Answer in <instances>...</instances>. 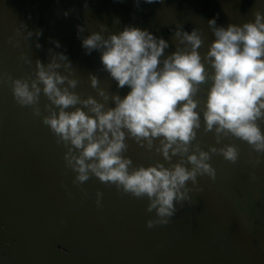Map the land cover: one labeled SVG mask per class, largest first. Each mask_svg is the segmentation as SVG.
<instances>
[{"label": "water", "instance_id": "water-1", "mask_svg": "<svg viewBox=\"0 0 264 264\" xmlns=\"http://www.w3.org/2000/svg\"><path fill=\"white\" fill-rule=\"evenodd\" d=\"M253 8L264 12V0H164L142 3L140 9L134 0H0V264H264V155L253 166L257 154L246 142L226 138L222 143L239 148L237 163L213 155L216 180L198 177L203 192L190 193L193 203L177 204L168 225L149 229L146 221L155 212H146V198L136 199L95 177L81 186L86 195L72 184L75 173L65 167L63 145L30 108L16 104L5 78L22 77L34 69L36 59L46 65L51 55L62 52L71 61L70 78L78 79L76 91L82 98L100 99L89 74L98 76L101 88L123 96L128 89L118 90L101 70L99 52L85 54L77 25L85 26L83 36L98 31V23L110 31L125 25L148 29L169 41L165 55L176 48L168 29L178 23L184 29L198 27L206 37L203 53L213 39L209 18L218 14V25L240 24L253 18ZM20 21L33 32L30 39H24L23 29L15 37ZM37 29L42 30L39 38ZM9 36L19 39L21 47L13 48ZM22 51L31 58V67L18 60ZM60 71L68 75L63 67ZM45 103L42 95V110ZM260 126L264 131V123ZM197 139L204 150L222 146L202 129ZM128 143L125 155L134 165L162 161L154 150ZM97 191L103 193L99 208Z\"/></svg>", "mask_w": 264, "mask_h": 264}, {"label": "clouds", "instance_id": "clouds-1", "mask_svg": "<svg viewBox=\"0 0 264 264\" xmlns=\"http://www.w3.org/2000/svg\"><path fill=\"white\" fill-rule=\"evenodd\" d=\"M142 3L163 4L164 0H134L137 9ZM84 8L88 11L87 2ZM251 15L250 20L226 26L217 24L218 14L209 18L207 27L213 39L203 53L206 37L198 27L187 31L178 23L170 29L176 48L165 55L169 41L148 29L125 25L120 31H110L98 23V31L83 36L85 26L77 25L85 54L99 52L101 70L118 90L128 89L123 96L101 88L98 76L89 74L90 86L100 99L82 98L76 91L78 79L70 78L71 61L62 52L51 55L46 65L36 59L34 69L22 77L6 74L5 78L16 104L30 108L57 144L63 145L65 167L75 173L73 185L86 195L81 186L95 177L136 199L146 198V212H155L146 227L165 226L175 216L177 204L181 208L185 202L191 205L190 193L203 192L198 177L216 180V169L210 163L213 155L237 163L239 148L222 143L226 138L250 146L257 154L253 166L264 155L260 126L264 123V12L253 8ZM114 23H119L118 18ZM21 29L26 31L25 40L33 36L20 21L15 37L21 36ZM35 35L39 38L42 30L37 29ZM15 37L9 36L8 43L20 48ZM52 42L60 47L58 41ZM35 46L41 47L39 42ZM18 60L30 67L33 63L23 51ZM62 67L68 75L62 74ZM42 95L47 100L43 110ZM201 129L205 135L212 133L215 144L222 146L209 145L204 150L197 139ZM128 141L154 150L162 161L147 167L134 165L125 155ZM102 196L97 191L98 208Z\"/></svg>", "mask_w": 264, "mask_h": 264}, {"label": "flooded vegetation", "instance_id": "flooded-vegetation-1", "mask_svg": "<svg viewBox=\"0 0 264 264\" xmlns=\"http://www.w3.org/2000/svg\"><path fill=\"white\" fill-rule=\"evenodd\" d=\"M185 30H187V31H191L190 29H185ZM168 31L170 32V33H172L171 31H170V29H168ZM162 35H158V37H161Z\"/></svg>", "mask_w": 264, "mask_h": 264}]
</instances>
